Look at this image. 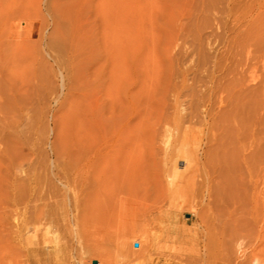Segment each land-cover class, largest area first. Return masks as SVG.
Wrapping results in <instances>:
<instances>
[{
	"label": "rangeland",
	"instance_id": "1",
	"mask_svg": "<svg viewBox=\"0 0 264 264\" xmlns=\"http://www.w3.org/2000/svg\"><path fill=\"white\" fill-rule=\"evenodd\" d=\"M0 32L37 69L0 96V264H264V0H0ZM113 99L115 154L81 125Z\"/></svg>",
	"mask_w": 264,
	"mask_h": 264
},
{
	"label": "bare ground",
	"instance_id": "2",
	"mask_svg": "<svg viewBox=\"0 0 264 264\" xmlns=\"http://www.w3.org/2000/svg\"><path fill=\"white\" fill-rule=\"evenodd\" d=\"M1 35H0V43H1V39H2ZM4 38H5V34H4L3 39ZM3 45H5V44H1V46H3ZM1 46H0V77L1 78H6L7 79V82H8V85H7L6 91L4 90L5 91V94H4V91L2 90L1 85H0V96L2 97V99L5 97V101H4L5 105L7 104L6 105L7 107L8 106L11 107V109H9V110L15 109L16 112H18L19 114H21L22 111L24 110V102H22V101H24L25 98L27 99V97L30 95V93L37 86V69H36V64L34 62L35 60L33 61V55H32L31 56L32 57V61H29L28 63H23L22 62V64H21L20 61H18V63H14L13 61H10V62H13L15 65L14 64L12 66L9 65L10 67L7 66L8 68H6L5 67V64L3 63L4 61H2L3 60V52L1 50ZM23 47H24L23 45L20 46L19 44H17L15 46L16 53H20V51L23 49ZM27 52L29 53V51H27ZM23 59L26 60V57L23 58ZM23 59H22V61H23ZM5 62H6V60H5ZM25 62H27V61H25ZM7 76H8V78H7ZM1 102H3V101H1ZM0 104H2V103H0ZM111 105H112L111 106L112 126H111V130H110L109 134H108V131H107L108 128L102 122L99 121V118L100 117L99 118L96 117L95 110H90L91 113H90L89 109L83 110V113H82V116L83 117H82V120H81V122L83 124H81V125L84 126V129H85V127H86V129H87V127L89 129L92 124H96L97 125V123H98L97 126L99 127L100 135H99V132H98L97 136L99 135V137H101V133L107 134L106 135L107 141H105V143H107L108 148L112 152V154H115L116 151H117V147H118V144L117 143H118V137L119 136H118V128H117V122H116V120H117V111H116V104H115L114 99H113ZM1 109L2 108L0 107V110ZM0 112L3 115V113L5 111L4 112L0 111ZM12 113H13V111H12ZM11 114H9V115H11ZM13 115L11 117H14ZM16 123L14 124V126H16V125L18 126V124H16ZM11 124H13V123H10V126H13ZM94 127H95V125H94ZM94 127H93V129H94ZM96 129H97V127H96ZM86 131H88V130H86ZM82 134L83 135L85 134V136H86V133H82ZM98 142L99 143L97 144V146L95 148H93L92 150L89 149L90 150V153H89V150L87 152V153H89V155H88V164L89 165L92 162L94 156H96V157H99V156L101 157L102 156V152H103V148H104V144L105 143L101 142V140H99ZM96 157H94V158H96ZM243 159H244V164H248L250 162L249 161V158L247 159V158H244L243 157ZM248 168H249V166H248ZM258 207H259L258 206V203H256L255 204V208H256L255 211H258ZM238 228L240 229L239 232L238 231L233 232L231 234L232 237H235V235L240 234L243 231V229H244V225L241 224V225L238 226ZM221 234H222V236L224 235V237L227 236V233H225V228L223 229V231L221 232ZM143 243L145 244L146 241H143Z\"/></svg>",
	"mask_w": 264,
	"mask_h": 264
}]
</instances>
